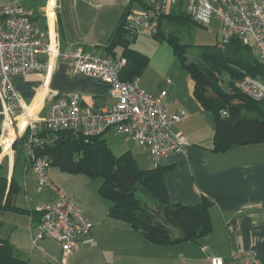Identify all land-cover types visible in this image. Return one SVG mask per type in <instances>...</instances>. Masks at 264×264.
I'll return each mask as SVG.
<instances>
[{"label":"crops","instance_id":"1","mask_svg":"<svg viewBox=\"0 0 264 264\" xmlns=\"http://www.w3.org/2000/svg\"><path fill=\"white\" fill-rule=\"evenodd\" d=\"M12 4L20 5L36 31L51 38L60 54L80 49L95 56L105 55L104 47L130 6L116 13L111 9L114 4L111 0H40L34 7L25 0H0V7ZM38 59L49 62L46 72L11 77L30 115L46 116L56 99L73 93L79 95L82 106L94 111L110 109L117 102L107 84L74 74L71 63L61 57L48 59L40 55ZM175 84L171 81L166 85L174 90ZM164 99L161 102L164 109L178 112L177 106L164 103ZM203 112L189 111L191 117L185 112L186 118L173 126L176 128L173 132L189 140L191 146L182 154H169L161 166H173L164 176L171 204L192 206L200 204L204 198L212 202L213 232L199 243L155 246L128 224L108 217L109 203L99 197V187L89 178L50 167L48 175L57 194L72 199L92 225L88 237L78 238L66 264H209L212 257L223 258L225 264H244L242 254L245 252L255 253L259 263L264 264V143L213 153L210 150L213 131L212 135L207 131L204 136L190 128L193 116L198 114L205 118ZM3 119L0 100V128ZM124 141L133 140L125 137ZM133 156L135 158V154ZM146 159L149 162L148 155ZM0 177L5 179L7 191L12 178L18 186L12 196V203L18 208L31 210L57 199L56 193L37 190L35 175L32 168L27 167L22 146L9 154L0 151ZM38 220V216L29 213L2 212L0 239L8 241L16 255L28 264H57L62 258L57 243L49 239L32 243ZM228 226L233 227L232 233Z\"/></svg>","mask_w":264,"mask_h":264},{"label":"built area","instance_id":"2","mask_svg":"<svg viewBox=\"0 0 264 264\" xmlns=\"http://www.w3.org/2000/svg\"><path fill=\"white\" fill-rule=\"evenodd\" d=\"M145 7L142 14L130 13L126 22L135 31L142 29L153 35L158 32L159 19L177 4L194 22L208 25L212 20L220 25L223 46L231 39L244 36L254 43L264 70V0H139ZM247 45V43L245 42ZM59 58L71 63L74 74H82L107 84L117 102L107 110L94 111L84 107L78 94H68L56 99L43 117L30 115L17 95L12 83L13 76H28L46 72L48 61L38 59ZM126 60H114L109 56H95L77 49L60 54L51 38L36 31L27 13L18 4L0 7V100L4 119L0 128V148L12 153L17 143L32 155L33 144L38 143L40 131H72L94 137L111 130L125 136L147 150L148 160L159 167L171 153L182 154L191 142L178 136L172 127L186 118L180 112H168L161 102L166 90L151 95L140 89L138 81H124L120 75ZM166 84L171 80L167 79ZM242 94L256 101H264V87L249 76L235 83ZM24 139V140H23ZM21 141H23L21 143ZM20 143V144H19ZM47 158H37L32 165L39 192L57 194L51 182ZM39 214L37 232L32 243L49 239L60 246L62 258L57 264H66L73 254L78 238L88 237L92 225L69 197L57 194L53 203L34 207ZM229 233L233 227L228 226ZM244 264H260L255 253L245 252ZM209 264H225L221 257H212Z\"/></svg>","mask_w":264,"mask_h":264},{"label":"trees","instance_id":"3","mask_svg":"<svg viewBox=\"0 0 264 264\" xmlns=\"http://www.w3.org/2000/svg\"><path fill=\"white\" fill-rule=\"evenodd\" d=\"M130 13L128 6L104 47L106 56L126 60L120 75L124 81L138 79L149 62L146 55L132 48L138 34L126 22ZM165 19L180 25L197 22L182 12L163 13L152 38L169 43L191 77L194 99L202 111L211 115L214 130L210 150L221 154L235 147L264 143V101L253 100L235 88V83L246 76L264 79L262 63L253 47L233 38L223 47L203 49L198 62H189L177 38L164 34L161 25ZM223 76L227 90L222 88ZM103 134L87 137L72 131H40L32 155H25L27 167L32 168L34 160L43 157L50 167L62 172L101 179L98 195L109 203L108 217L128 224L155 246L199 243L213 232L211 201L204 198L192 206L169 202L164 176L173 166L140 169L130 151L115 156ZM18 147L17 143L13 145V149ZM17 190L13 178L7 191L5 179L0 177V214L11 211L39 216L13 205L12 196ZM0 264L28 263L16 255L8 241L0 239Z\"/></svg>","mask_w":264,"mask_h":264},{"label":"rangeland","instance_id":"4","mask_svg":"<svg viewBox=\"0 0 264 264\" xmlns=\"http://www.w3.org/2000/svg\"><path fill=\"white\" fill-rule=\"evenodd\" d=\"M40 0H25L26 4L34 7ZM114 2L112 10L116 13H122L124 9L130 4V10L133 14L144 13L145 7L138 0H111ZM131 1V2H130ZM171 7L168 8V12ZM176 13H183V6L177 4L171 10ZM162 30L165 35L168 33L176 37L179 45L184 46L187 51L186 56L189 62H198L200 52L207 48H220L223 47L222 34L220 25L212 20L208 25H201L197 23H185V24H175L168 23L167 20L162 22ZM137 38L132 45V48L149 58V62L143 72L138 78V85L147 94H154L159 92L161 89L167 91L168 95L164 99V103L170 102L171 105L177 106V111L180 112L185 110L189 114V111L201 110L199 104L193 97V83L188 72L182 67L180 61L173 54V49L170 47L169 43L165 40H156L152 38V35L148 32L138 29ZM239 42L247 43V45L254 47V43L251 39H246L242 36ZM100 55V52H96ZM225 81L222 83V88L227 90L226 77L223 76ZM175 81V89L171 90L169 86L166 85V80ZM258 82L264 87V79L258 80ZM184 112V111H182ZM184 112V113H185ZM185 113V114H186ZM204 117L196 114L193 116L192 129L195 132L203 133L205 136L207 131L209 136L212 135L214 130L212 117L209 113L203 112ZM191 117V115H190ZM173 127L172 131H176ZM108 143L111 151L115 156H120L127 150L131 151L137 160V164L140 169H150L152 164L147 161L146 155L147 150L140 147L137 143L133 141L125 142L124 136H114L112 131L107 132L102 136ZM212 137V136H211ZM134 157V156H133ZM93 185L97 187L101 184V179H89ZM37 191V190H36ZM21 200V199H20Z\"/></svg>","mask_w":264,"mask_h":264},{"label":"bare ground","instance_id":"5","mask_svg":"<svg viewBox=\"0 0 264 264\" xmlns=\"http://www.w3.org/2000/svg\"><path fill=\"white\" fill-rule=\"evenodd\" d=\"M29 114V113H28Z\"/></svg>","mask_w":264,"mask_h":264}]
</instances>
